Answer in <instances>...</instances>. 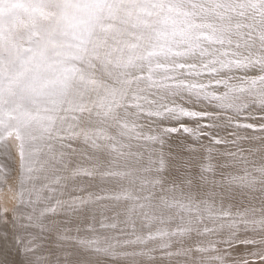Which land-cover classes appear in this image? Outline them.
Masks as SVG:
<instances>
[{
    "label": "snow or ice",
    "instance_id": "snow-or-ice-1",
    "mask_svg": "<svg viewBox=\"0 0 264 264\" xmlns=\"http://www.w3.org/2000/svg\"><path fill=\"white\" fill-rule=\"evenodd\" d=\"M26 2L39 14L49 0ZM58 6L49 15L82 40L112 14L102 0ZM140 12L123 65L146 93L135 187L88 138L37 175L20 113L17 148L0 136V187L15 192L0 204V264H264V0H146ZM26 51L25 70L44 60Z\"/></svg>",
    "mask_w": 264,
    "mask_h": 264
},
{
    "label": "bare ground",
    "instance_id": "bare-ground-1",
    "mask_svg": "<svg viewBox=\"0 0 264 264\" xmlns=\"http://www.w3.org/2000/svg\"><path fill=\"white\" fill-rule=\"evenodd\" d=\"M23 1L0 0V11ZM54 1L47 4L44 13L28 11L21 15L18 23L24 32L15 31L10 37L21 40L16 59L0 51V116L5 121L0 125V136L15 150L20 142L16 117L25 113L29 117L21 130L25 150L41 177L52 171L55 156L72 150L68 145L79 151L88 148L86 138L89 142L98 140L106 146L101 158L105 162L114 160V168L129 172L124 183L135 187L129 181L139 175L137 153L145 146L137 128L147 121L136 120L133 113L136 97L146 93L138 83L144 79L139 68L125 69L123 65L140 31L137 16H142L140 9L146 0H102V11L107 14L111 9V17L118 21L104 19L83 40L78 32L54 22L49 14L60 15L58 5L62 0ZM126 2L134 8L130 13L118 9ZM4 22L0 13V34L7 37ZM29 48L42 49L44 60L25 70L21 59L31 55L26 51ZM139 102L146 104L144 100ZM14 196V189L0 187V204L12 203Z\"/></svg>",
    "mask_w": 264,
    "mask_h": 264
},
{
    "label": "rangeland",
    "instance_id": "rangeland-1",
    "mask_svg": "<svg viewBox=\"0 0 264 264\" xmlns=\"http://www.w3.org/2000/svg\"><path fill=\"white\" fill-rule=\"evenodd\" d=\"M50 3L54 4V0H49ZM33 5L32 4H26L25 1H23L20 5L16 6H8L7 8H2L0 11L1 16L5 19V25L4 29L7 31L6 36H2L0 34V51L5 52L6 54L10 55L12 59H16L17 57V46L19 44L20 39L12 40L10 37L15 32L17 34H23L24 29L22 24H19V19L21 18V15H24V13H27L28 11H33ZM120 11H124L126 13H130L133 11L134 8L129 5V2H126L123 6L118 8ZM117 9V10H118ZM125 9V10H123ZM9 16V17H7ZM108 19H115L114 17L109 16ZM8 21V23H7ZM118 21V20H117ZM121 22H124L120 20ZM7 23V25H6ZM29 37H27L25 40H27ZM143 87V86H142ZM77 135V134H76ZM121 147V146H120ZM121 154V153H120Z\"/></svg>",
    "mask_w": 264,
    "mask_h": 264
}]
</instances>
